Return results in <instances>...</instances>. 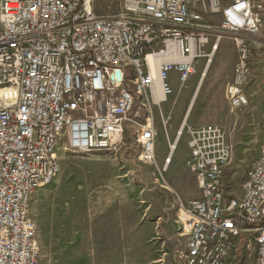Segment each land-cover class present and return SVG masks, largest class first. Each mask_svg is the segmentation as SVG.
<instances>
[{
	"label": "built area",
	"instance_id": "obj_1",
	"mask_svg": "<svg viewBox=\"0 0 264 264\" xmlns=\"http://www.w3.org/2000/svg\"><path fill=\"white\" fill-rule=\"evenodd\" d=\"M224 37L237 52L226 90L234 110L250 103L264 0H0V264H39L30 206L61 171L59 150L116 151L130 130L140 159L155 162L154 108L174 93V77L185 85L199 59L208 66ZM189 133L187 167L201 197L185 201L163 184L187 236L180 264H240L241 244L247 264H264V140L230 189L223 129Z\"/></svg>",
	"mask_w": 264,
	"mask_h": 264
},
{
	"label": "rangeland",
	"instance_id": "obj_2",
	"mask_svg": "<svg viewBox=\"0 0 264 264\" xmlns=\"http://www.w3.org/2000/svg\"><path fill=\"white\" fill-rule=\"evenodd\" d=\"M229 42L235 48L224 37L207 67V57L199 59L197 72L185 85L174 77V93L154 108L155 162L140 159L130 130L116 151H58L61 171L35 193L30 206L41 249L39 264H161V259L167 260L164 264H180L178 254L187 236L183 224L174 220L163 184L166 181L190 201L177 185L188 176L184 187L200 192L187 167L189 128L216 124L223 129L233 146V162L225 171L230 189L239 187L264 140V47L252 51L254 68L246 87L250 103L233 110L226 91L233 73L228 75V62L222 59ZM168 155L172 163L163 170ZM177 166L181 169L175 170Z\"/></svg>",
	"mask_w": 264,
	"mask_h": 264
},
{
	"label": "crops",
	"instance_id": "obj_3",
	"mask_svg": "<svg viewBox=\"0 0 264 264\" xmlns=\"http://www.w3.org/2000/svg\"><path fill=\"white\" fill-rule=\"evenodd\" d=\"M229 44H230V42L225 46V49H224L223 54H222V59L225 57V60L228 62L227 72H228V75H231L233 73L232 70H233L234 61L236 59V52L234 50L235 48H233L232 46H229ZM184 123L185 122L182 123V125L180 126V129L184 127ZM178 132H177L176 137L174 138L175 141L178 138ZM171 163H172V160L170 161L169 164H171ZM180 169L181 168L179 166L175 167V170H180ZM182 178H183L182 181L178 182V184H177L179 189H181V191H183L187 196H189L190 199H196V198L201 197V191L199 193L195 194L192 192L191 188H188V190H187L184 187V185L187 186V184H189V177L188 176H182ZM197 189H199L198 184H197ZM240 251H241V257H240L241 262H240V264H247L248 260H250L249 251L245 248V246L243 244L240 245ZM175 261L177 262L176 258L174 257V262ZM161 262H162L161 264H164V263H167V260L161 259Z\"/></svg>",
	"mask_w": 264,
	"mask_h": 264
},
{
	"label": "bare ground",
	"instance_id": "obj_4",
	"mask_svg": "<svg viewBox=\"0 0 264 264\" xmlns=\"http://www.w3.org/2000/svg\"><path fill=\"white\" fill-rule=\"evenodd\" d=\"M204 75H205V70L203 71V73H202V77L201 78H203L204 77ZM200 81H201V79H200ZM186 118V117H185Z\"/></svg>",
	"mask_w": 264,
	"mask_h": 264
},
{
	"label": "trees",
	"instance_id": "obj_5",
	"mask_svg": "<svg viewBox=\"0 0 264 264\" xmlns=\"http://www.w3.org/2000/svg\"><path fill=\"white\" fill-rule=\"evenodd\" d=\"M253 51V50H252ZM133 136H134V134H133ZM134 140H135V136H134Z\"/></svg>",
	"mask_w": 264,
	"mask_h": 264
}]
</instances>
